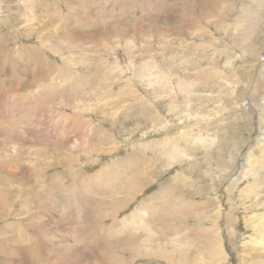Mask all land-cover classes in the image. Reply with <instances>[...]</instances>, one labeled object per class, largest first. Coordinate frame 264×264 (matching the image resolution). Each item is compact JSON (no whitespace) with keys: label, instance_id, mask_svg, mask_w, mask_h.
<instances>
[{"label":"rangeland","instance_id":"obj_1","mask_svg":"<svg viewBox=\"0 0 264 264\" xmlns=\"http://www.w3.org/2000/svg\"><path fill=\"white\" fill-rule=\"evenodd\" d=\"M186 1L208 9L216 6V27L202 25L206 31L216 32L217 41L206 35L203 42L215 44L206 46V57L216 58L224 77L204 76L194 90L189 86L173 95L166 86L159 88L164 82L157 76L164 79L165 72H172L173 81L178 75L188 82L193 78L197 55L192 34L180 18ZM22 3L0 0V90L6 88L0 94V141L6 136L8 144L4 151L8 156L0 158L5 166L0 168V181L11 183L8 196L14 200L10 215L0 222L10 224V231L0 236V264H190L193 260H198L193 264H201V259L206 264H250L261 256L263 251L252 248L263 235L264 151L256 145L262 134H257L258 116L251 113L249 101L259 110L264 98V0H31L26 5L32 4V9H25ZM221 47L228 52L220 57L210 55L213 48ZM233 79L238 87L231 95L226 90H231L227 83ZM77 80L80 83L72 85ZM49 82L53 104L44 95L49 93ZM98 85L103 88L99 90ZM90 90L100 93L98 99L86 101L75 112L72 107L80 104L74 100L81 93L88 96ZM258 112L262 119L264 113ZM164 123L170 127L164 129ZM182 129L197 133L195 144L174 139ZM74 139L76 147L71 149ZM136 144L144 145L145 150L140 151ZM169 144L183 148L187 156L181 158L168 149ZM141 162L153 165L148 170L151 182L129 204L119 206V219L136 213L146 197L159 198L164 193L185 196L194 202L190 204L193 208L186 207L185 214L174 213L168 220L161 212H146L156 232L150 245L126 251L106 235L97 237L98 246H86L67 206L73 211L90 208L93 213L109 210L115 205L113 200L104 197L103 201L93 187L89 193H81L83 188L101 181L106 189L98 192L109 191L114 180H124L121 166ZM55 178L64 184L52 188ZM39 184L44 187L40 189ZM83 197L94 204H84ZM77 200L82 205L73 206ZM98 204L103 207L95 210ZM61 210L63 218L59 217ZM175 217L183 224L178 228L180 250L176 253L173 236L159 233ZM109 221H103L104 229ZM74 238L77 241L72 242ZM58 240L70 241L75 255L55 252ZM86 252L92 256L91 262H87ZM168 253L175 258L180 254L181 260H171L165 256Z\"/></svg>","mask_w":264,"mask_h":264},{"label":"bare ground","instance_id":"obj_2","mask_svg":"<svg viewBox=\"0 0 264 264\" xmlns=\"http://www.w3.org/2000/svg\"><path fill=\"white\" fill-rule=\"evenodd\" d=\"M23 5H24V8L25 9H32L33 6L32 4H30V6H27L26 3L27 2H30L31 3V0H21ZM195 4V3H194ZM258 5H260V1H258ZM214 4L213 5H210L209 9L208 7L207 8H203V6L201 7H197L195 5H190L189 2L186 1L185 3V6L182 5L181 7V10H180V18L182 20V23L184 24L185 28L188 29V31L192 34V48H193V51H194V54H196L197 56L195 57V62H194V69L192 71V74H193V78L191 81H186L184 79H182L179 75L174 78V80L176 79V81H173V74L172 72H165V74L163 75V78L164 79H161V76H157L158 80H161L163 81L164 83L159 87V88H163V86H166L167 88V91L169 94H175L176 92H179L181 91L182 88H184V90H186L187 88H189V86H191L190 89H193L198 85V83L200 82L199 80L206 76L207 78L209 77H224V72L222 70L219 69V67L215 64V60H214V56L213 57H206V49L208 46V48H212L213 45L215 46V44H213V41H209V44H205L204 45V37L207 35H209V37L214 40V42L217 41V38L216 36L211 32H208L206 31V26L205 25H202V23H205L209 26V24L211 25H214L216 27V20H215V14H214ZM216 7V6H215ZM222 12V11H221ZM250 13V12H249ZM222 14V13H221ZM250 15H252L250 13ZM221 16V15H220ZM225 16V15H224ZM222 18V17H220ZM247 18L248 15H247ZM223 19V18H222ZM218 21V20H217ZM223 28H225V26H223ZM216 30V28H214ZM226 30V28L224 29ZM206 33H209V34H206ZM120 34V33H119ZM206 38V37H205ZM209 38V40H210ZM220 38V37H219ZM117 39V38H116ZM115 39V40H116ZM199 40L197 43L194 42V40ZM208 39V38H206ZM118 41H120V39H118ZM114 42V41H113ZM116 42V41H115ZM44 43V42H42ZM223 43V41H222ZM221 43V44H222ZM127 45L129 46L130 44L127 42ZM126 45V46H127ZM49 46V44H48ZM50 47V46H49ZM53 47V46H52ZM51 47V48H52ZM206 47V48H205ZM214 51H212L210 53V55H213V54H216L217 57H220L223 53H227L228 50L227 49H223L221 47V49H217V48H213ZM55 50V49H54ZM129 50H130V47H129ZM57 51V50H55ZM199 52L201 53V55H198ZM244 52L245 50H243V55H244ZM241 54V55H242ZM208 55V54H207ZM216 59V58H215ZM68 60V59H67ZM69 61V60H68ZM132 61V60H131ZM206 62V64L203 66V63ZM174 63V62H173ZM172 63V64H173ZM68 64V63H67ZM226 64L229 65V61H226ZM65 65V64H64ZM171 66V65H170ZM70 67V66H69ZM153 67L155 69H157V66L156 64L154 63ZM113 69V68H112ZM171 70V69H170ZM172 71V70H171ZM110 73V72H109ZM175 73V72H174ZM108 74V73H106ZM105 74V76H106ZM66 76H71V74H69L68 71H66L65 73ZM65 76V77H66ZM104 76V77H105ZM113 76V75H111ZM62 77V76H61ZM60 77V79H61ZM64 77V76H63ZM110 77V76H109ZM46 78V77H45ZM67 78V77H66ZM55 79H58V78H55ZM54 79V81H55ZM106 78H104L105 80ZM108 79V78H107ZM106 79V80H107ZM42 80V79H41ZM49 80V79H48ZM51 80V79H50ZM129 80V79H128ZM131 80V79H130ZM224 80V79H223ZM59 81V79H58ZM89 81V80H88ZM132 82V81H131ZM227 82V81H226ZM236 80H232L230 81L229 83H227V86H229L231 88V90H226V91H229L230 94L232 95L233 93H235V91L237 90V84H236ZM62 84V82H59ZM80 83V80H77L75 82L72 83V85H76ZM110 83V82H109ZM130 83V82H129ZM29 84V83H28ZM35 84V83H34ZM50 84V82H49ZM124 84V83H123ZM38 85V84H37ZM63 85V84H62ZM28 86V85H27ZM31 86V85H30ZM47 86V85H46ZM102 86V85H101ZM100 85L97 86V88L102 89ZM41 87V86H40ZM127 87V86H125ZM148 87V86H147ZM151 87V86H150ZM47 91L49 92L48 95L44 94L46 96L47 99H49L48 103H52L54 102V98L52 97L53 94V88H52V85H48L47 87ZM59 88V87H58ZM64 88V87H63ZM96 88V87H94ZM6 88L5 87H2V91L0 90V94H5V91L3 90ZM67 89V88H66ZM69 89V88H68ZM56 90V89H55ZM71 90V89H70ZM39 91V90H38ZM59 90L57 89V92ZM62 91V89H61ZM92 92H90L88 94V96L85 94V93H81L80 94V97H77L75 100H74V103L76 104H80V105H77V106H74V108L72 107V109L77 112L79 109H81V106H85L87 105V102L89 101L90 102V99L92 101V98L93 99H98V97L100 96L98 92H96L95 90H90ZM109 91V90H108ZM131 91L128 89V92ZM154 91V90H153ZM190 91V90H189ZM188 90L186 91V93L189 92ZM194 91H192V94H193ZM40 93V92H39ZM154 93V92H153ZM184 93V92H183ZM185 93V95H186ZM190 93V92H189ZM35 94V93H34ZM59 94V93H58ZM107 94V93H106ZM41 95V94H40ZM43 95V94H42ZM41 95V96H42ZM79 95V94H78ZM191 95V94H190ZM40 96V97H41ZM44 96V97H45ZM77 96V94H76ZM189 95H186V98H188ZM1 97V96H0ZM43 97V96H42ZM43 97V98H44ZM62 97V96H61ZM118 97V96H117ZM39 98V96H36L35 97V100ZM60 98V97H59ZM106 98V97H104ZM42 99V98H41ZM40 99V100H41ZM46 99V100H47ZM101 99V98H100ZM58 100V99H57ZM105 100V99H104ZM108 100V99H107ZM59 101V100H58ZM63 101V100H62ZM87 101V102H86ZM97 101H100V100H97ZM103 101V100H102ZM106 101V100H105ZM249 101V100H248ZM33 102V101H32ZM86 102V103H85ZM262 102V101H261ZM8 103V102H7ZM47 103V102H46ZM47 103V104H48ZM63 103V102H62ZM61 103V104H62ZM65 103V102H64ZM70 103H67L66 106H70ZM104 103V102H103ZM249 103L251 104V109L253 112V114H257L258 116V119L255 117V119H257L256 121V125L258 126L257 127V134H262V137L260 136L259 138L257 137L256 138V145L257 147H260L262 148V150L264 151V132H263V129H261V121L262 119L264 120V117L261 119V117L259 116V112L260 111V115L261 113H264V98H263V102L261 104V108H258L255 106V104H253L251 101H249ZM29 106L32 105L31 102H29ZM53 104V103H52ZM102 104V103H101ZM109 104V103H108ZM159 104V103H158ZM37 105V103H36ZM50 105V104H48ZM55 105H58V104H55ZM63 105V104H62ZM73 105V104H72ZM96 105V104H95ZM100 105V104H99ZM106 105V104H105ZM34 106V104H33ZM53 106V105H52ZM65 106V105H64ZM101 106V105H100ZM23 107L26 108L28 107V103H24L23 104ZM40 107V105H39ZM90 107V106H89ZM93 107V106H92ZM34 108H37L36 106ZM33 108V109H34ZM44 108V107H43ZM42 108V109H43ZM48 108V107H47ZM83 109V108H82ZM81 109V110H82ZM85 109V108H84ZM39 110V108H38ZM49 111L50 113V110L49 109H46ZM189 110V108L187 109ZM185 110V111H187ZM23 112V111H22ZM52 112V111H51ZM58 112V111H56ZM62 112V111H60ZM59 112V114H61ZM74 112V113H75ZM79 114V113H78ZM77 114V115H78ZM35 115V114H34ZM57 116L55 117H58V114H56ZM190 116V114H188ZM187 113H186V116H188ZM36 116V115H35ZM188 116V117H189ZM52 117V116H51ZM76 117V116H75ZM54 118V117H53ZM60 118V116H59ZM182 118V117H181ZM39 119V118H38ZM47 119V118H46ZM57 119V118H56ZM179 119V118H178ZM41 120V119H39ZM61 120V118H60ZM64 120V119H63ZM57 121V120H56ZM55 121V122H56ZM264 122V121H263ZM57 123V122H56ZM59 123V122H58ZM36 124V123H35ZM165 124V123H164ZM2 125V123H1ZM166 126L163 127L164 129L167 128V124H165ZM46 126V125H45ZM44 126V127H45ZM170 127V126H169ZM168 127V128H169ZM66 128V127H64ZM2 129V128H1ZM174 129V128H173ZM163 130V129H162ZM171 130V129H170ZM167 131V130H165ZM169 131V130H168ZM1 133H4V131L2 130ZM167 133V132H166ZM174 139L176 141H180L182 140L183 143H186V141H189L190 143H194L195 139L198 138V135L197 133L193 132V131H186V130H181V131H178L177 134H175L174 136ZM2 138V141H0V158H6V155L4 153V151H6L8 148H7V140H6V136L5 137H1ZM5 138V139H3ZM12 138V137H11ZM8 139V138H7ZM27 139V138H25ZM33 140V139H31ZM9 141V140H8ZM76 139H74L71 144H70V148L71 149H74L76 147ZM6 142V143H5ZM44 142V141H43ZM160 143V142H159ZM42 144V143H41ZM62 144V143H61ZM195 144V143H194ZM11 145V144H9ZM17 145V144H16ZM19 145V144H18ZM191 145V144H190ZM13 147V144L11 145ZM136 147H138V149H140V151L142 150H145V147L144 145L142 144H136ZM188 147V146H187ZM14 148V147H13ZM89 147H87L88 149ZM6 149V150H5ZM18 149V148H17ZM41 149V148H40ZM115 149V148H114ZM161 150V153L163 156H166V151L164 149V147H160L159 148ZM168 149L169 150H173L175 154L177 153H180L179 155H182V157H185L187 156V153L184 154V149L183 148H175L173 145L169 144L168 145ZM37 153V152H36ZM35 153V154H36ZM264 152H262V155L264 156L263 154ZM46 154V153H45ZM44 154V155H45ZM11 155V154H10ZM171 157H175L174 154L170 153ZM247 155H249L247 153ZM244 157V156H243ZM246 157V156H245ZM37 158V157H36ZM180 158V159H181ZM247 158V157H246ZM175 159V158H174ZM186 159H189V158H186ZM2 160V159H1ZM28 160V159H27ZM46 160V159H45ZM183 160V159H182ZM11 161V160H10ZM47 161V160H46ZM185 161V160H184ZM250 161V158H248V162ZM1 162V161H0ZM7 162V161H6ZM21 162V161H20ZM19 162V163H20ZM132 162V161H130ZM46 163V162H44ZM129 163V162H128ZM172 162L168 163V164H172ZM5 164V163H4ZM7 164V163H6ZM35 164V163H34ZM33 164V165H34ZM0 168H3L5 169V166H3L2 164H0ZM42 168V167H41ZM50 168V167H49ZM68 168V167H66ZM153 165L149 162H141L138 166L136 164V166H132L130 167V164H126L125 166H121L119 171L123 172L125 175L123 176L124 180H121V181H115L112 183V185H110L109 187L107 188H110L109 191H103L102 193L101 192H98V190H102L105 185H102L101 181L99 182H91L92 184H88V186L86 187V190L83 188L82 192L81 193H89V191L93 190L94 189V193L95 194H102L103 197V201H105L106 197H109V199L113 200L114 202V206H110L109 210L107 209H102V207L100 206V204H98V208L96 207L95 210L97 209H102V211H96V213H93L94 211L90 208H86L84 209V207H78V209H74V211L72 210V207L71 205L67 206L69 208V211H70V216L72 217L73 219V222L72 224H77L78 225V231L80 232V240H82L83 243L86 244V246H89L91 243H94L96 246H98V239L97 237H102V236H112V241L114 242H119L121 243V245L123 246V250H126V251H131L133 249V246H136L139 247L140 244L142 246H145V245H150L152 242H153V235L154 233V230L151 228L152 227V222H150L149 218H148V215L146 212H150L152 215L153 213H156V212H161L163 214V217H165L167 220L168 219H172L171 215H173L174 213H181V214H185L186 211V207L187 208H193L191 204V201L190 200H187L185 196H178L177 193L176 195L174 194L175 192L173 193H170L171 195L168 196V195H165V193L157 198L155 196H148L146 197L145 199L142 200V202L140 203V205L142 206H138V210L135 211L136 213H130L129 215H125L126 217L122 218V219H119L118 218V209H119V206H121L120 208L122 209L123 205H126V204H129V202L133 199V197L139 192L142 191V189L144 188L145 185H147L149 182H151V178L149 176V169H152L153 170ZM40 169V168H39ZM69 169V168H68ZM1 171V170H0ZM5 172H7L6 170H4ZM39 171V170H38ZM41 171V170H40ZM39 171V172H40ZM67 171V170H66ZM251 171L253 173H255V169L252 168ZM5 176L6 174L8 173H5ZM36 172V171H35ZM34 172V176L36 175ZM149 172V173H148ZM152 172V171H151ZM31 173V172H30ZM43 173V172H42ZM66 173V172H65ZM153 173V172H152ZM39 174V173H38ZM45 174V173H43ZM71 175L75 176L74 173L70 172ZM2 175V174H1ZM31 175V174H30ZM68 175V173H67ZM97 175V174H96ZM153 175V174H152ZM3 175V177H5ZM15 176V175H14ZM70 176V175H69ZM154 176V175H153ZM30 177V176H29ZM39 177V176H38ZM43 177V176H42ZM41 177V178H42ZM56 177V176H55ZM65 177V176H64ZM7 178V176H6ZM21 178V177H20ZM19 178V179H20ZM155 178V177H154ZM229 178H232V176H230ZM14 179V177H13ZM60 179V178H59ZM58 178H55V182L53 183L52 188H55V186L58 184L61 186V183H63L61 180L63 179V177H61V180L59 181ZM153 180V179H152ZM13 181V180H12ZM11 181V182H12ZM111 181V180H110ZM109 181V182H110ZM14 182V181H13ZM45 182V181H44ZM10 182H7V181H0V222L1 221H4L6 219V217L8 215H10V204L12 202V198L11 196L9 195L8 196V193H9V190L10 188L8 187V184ZM17 183V182H16ZM51 183V182H50ZM88 183V182H87ZM11 184V183H10ZM18 184V183H17ZM64 184V183H63ZM70 184V183H69ZM151 184V183H150ZM22 185V184H21ZM18 186V185H17ZM36 186V185H35ZM50 186V187H51ZM15 187V186H14ZM22 187V186H21ZM38 187L41 189L42 187H44L42 184H39ZM93 187V189H92ZM9 188V189H8ZM20 188V187H19ZM18 188V189H19ZM74 188V187H73ZM106 189V188H104ZM112 190H114L115 193L112 192ZM21 191V190H19ZM182 191V190H181ZM56 192V191H55ZM108 192L107 194H104ZM144 192V191H143ZM21 194V192L19 193ZM49 194V193H47ZM55 194V193H54ZM85 194V195H86ZM121 194V195H120ZM141 194V193H140ZM167 194V193H166ZM50 195V194H49ZM83 195V194H82ZM120 195L121 198L118 196ZM87 197V196H86ZM85 197V198H86ZM105 197V199H104ZM157 198V199H156ZM115 199V200H114ZM84 202V204H94V200L92 201H89V200H85L84 197L82 199H80ZM14 201V200H13ZM102 201V200H101ZM74 202H76L77 204L73 205ZM73 202V206H77L78 204L82 205L81 201L78 202L77 201H74ZM107 202V201H106ZM13 203V202H12ZM102 205H105L106 203L105 202H100ZM194 203V202H193ZM111 204V203H110ZM130 206V205H129ZM66 207L63 206L62 209H68ZM154 208H162V210H153ZM168 208H170L168 210ZM146 209H149L146 211ZM107 210V211H105ZM120 210V209H119ZM141 210L143 211L142 214H141ZM68 211V210H67ZM81 212V213H80ZM123 212V210H122ZM59 217H62L63 218V210H61V212H59ZM121 213V212H120ZM68 213H66L65 216H68L67 215ZM82 214V215H81ZM18 215V213H15L14 216ZM121 215V214H120ZM158 216V214H157ZM170 218H168V217ZM107 217V219H109V226H107L106 229H104L103 227L106 225L104 224L105 219ZM182 217V216H181ZM176 218V217H175ZM184 218V217H182ZM71 219V218H70ZM180 218H176V220L173 222L172 220H170V222H166L165 225H163L162 227L159 228V233L162 234L163 236H165V233L168 235V233H170V236L172 235V239H173V242L171 243L172 246H175L176 249H172L174 252L176 250H180V245L178 243L179 239H178V236L181 235V232L178 228H182L183 227V224L182 222L179 220ZM104 221V222H103ZM262 222V231H263V235L261 236L260 240L258 241L257 244H254L253 245V248L254 250H256L257 252H262V255L261 256H258L256 257L255 256V260L250 263V264H264V220L261 221ZM58 223V222H57ZM106 223V222H105ZM181 223V224H180ZM214 225V224H213ZM216 225V224H215ZM65 227V226H64ZM219 227V226H218ZM7 231H10V224H2L0 225V236H4V234L6 235L5 232ZM74 231V230H73ZM215 231H217V227H215ZM142 234V235H140ZM218 234V232H217ZM140 235V236H139ZM155 235V234H154ZM5 237V236H4ZM185 238L187 239L188 242H191L192 241V238L190 235H185ZM5 239V238H4ZM218 239H220V237L218 236ZM68 241V240H67ZM66 240H58L57 243L56 242H53L52 245H54L56 243V247H54V251L55 252H62L63 253H66L68 252L67 254H72V255H75V250L76 248L73 246V244H70L68 243ZM77 241L75 238L73 239L72 242H75ZM79 241V240H78ZM59 243V244H58ZM59 246H58V245ZM166 245V244H165ZM164 245V246H165ZM168 247V246H167ZM4 248V247H3ZM158 249L160 250H163V251H167L169 249H161V247L159 246ZM172 253V252H171ZM176 253V252H175ZM87 254V262H91L92 261V256L91 254ZM158 255L160 254V252L157 253ZM156 254V255H157ZM220 254H222V251H220ZM178 258H175L174 256H172L170 253L166 254L165 256H167L168 258H170L171 260H181V257H180V254H178ZM256 255V254H255ZM259 258V259H258ZM186 259V258H184ZM98 261V260H97ZM193 261H198V260H193ZM193 262V263H195ZM190 264H193L191 263V261L189 262ZM200 263L201 264H206L205 260L204 259H201L200 260ZM100 264V263H98Z\"/></svg>","mask_w":264,"mask_h":264}]
</instances>
